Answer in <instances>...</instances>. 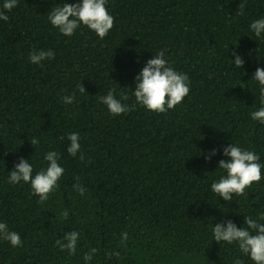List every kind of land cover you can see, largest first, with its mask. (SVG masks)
<instances>
[{
  "label": "trees",
  "instance_id": "1",
  "mask_svg": "<svg viewBox=\"0 0 264 264\" xmlns=\"http://www.w3.org/2000/svg\"><path fill=\"white\" fill-rule=\"evenodd\" d=\"M77 2L17 0L0 20V222L22 240L0 239V264H255L235 243L214 241L212 229L228 220L247 227L246 216L264 214V123L250 115L262 106L254 74L264 68V34L250 25L264 18V0H107L114 27L103 39L83 24L72 36L51 24L53 7ZM34 49L55 57L34 64ZM161 50L188 75L190 92L156 113L133 91ZM235 54L243 68L232 65ZM111 89L127 95L131 111H109L100 97ZM70 132L80 137L75 157ZM231 143L259 155L262 179L224 201L211 185L226 175L218 167ZM48 151L60 153L65 171L40 203L30 183H9V172L23 158L34 176L47 168ZM73 230L80 236L69 255L55 242Z\"/></svg>",
  "mask_w": 264,
  "mask_h": 264
},
{
  "label": "clouds",
  "instance_id": "2",
  "mask_svg": "<svg viewBox=\"0 0 264 264\" xmlns=\"http://www.w3.org/2000/svg\"><path fill=\"white\" fill-rule=\"evenodd\" d=\"M107 0H82V3L62 4V6L53 7L48 13V19L51 24L59 29L60 33L65 36H72L75 31L83 24L93 30L101 39H103L109 31L114 27V17L109 13ZM17 6V0H5L0 8V20L7 21L9 19L7 12ZM239 9L242 11L243 4ZM250 29L257 37L264 34V18L254 20ZM53 50L36 51L30 54L29 59L34 64H39L43 60L54 59ZM235 68H243L244 59L235 54V60H231ZM254 80L260 85L261 107L259 110L252 112L251 118L264 123V68H257L254 74ZM79 91H86L81 83ZM190 92L189 77L185 73L176 71L165 59V52L158 51L153 58L147 60L146 65L136 77V88L133 91L136 103L146 107L148 110L156 113H165L169 109H174L180 104ZM116 90L111 89L107 95L100 97L101 101L107 106L113 115H120L131 111L127 104L122 103L128 97L125 93H120V98L116 96ZM75 92L72 96L63 97V102L71 104L75 100ZM134 107V106H133ZM70 144L67 148L68 153L75 157L81 150L79 142L80 137L77 132H70L67 135ZM31 144L36 146L39 143L38 138H31ZM218 150H212L206 158L211 159ZM223 154L229 159L220 160L218 169L226 171L225 176L212 183L211 190L224 201H232L233 194L244 195L245 189L252 184L259 183L262 179V165L259 162L260 157L253 151L241 148L238 144H230L223 149ZM44 159L48 162L46 169H42L33 176V166L30 161L23 158L14 166V170L9 172L8 182L19 184L20 182L30 183L33 194L39 196V202L44 203L49 199V195L58 186V181L64 174V168L60 166V153L56 151H48ZM80 160H84L83 154ZM73 188L83 196L86 189L78 182ZM68 210H64L61 216L67 219ZM264 214L258 219L246 216L245 225L247 227H237V225L228 220L225 226L224 222L217 223L213 226L212 232L214 241L235 243L239 250L250 257L255 264H264ZM80 234L77 231H67L62 239L56 240V245L61 251L67 250L69 255H75L77 243ZM122 238L127 240L128 235L124 233ZM0 239L9 241L13 247L22 246V240L18 233L10 231L6 223L0 222ZM98 249L92 248L90 252L84 254V260L91 261L93 255ZM117 257L119 252L114 253ZM235 264H243V261L237 258Z\"/></svg>",
  "mask_w": 264,
  "mask_h": 264
}]
</instances>
